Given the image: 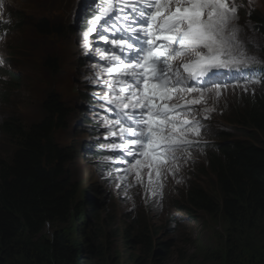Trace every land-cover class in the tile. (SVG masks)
I'll use <instances>...</instances> for the list:
<instances>
[{"label":"rangeland","instance_id":"obj_1","mask_svg":"<svg viewBox=\"0 0 264 264\" xmlns=\"http://www.w3.org/2000/svg\"><path fill=\"white\" fill-rule=\"evenodd\" d=\"M244 1L264 18V0ZM64 2L7 1L5 7L10 13L7 12L3 19L14 18L18 9L25 18L47 15L55 25H60V33L40 34L29 20L25 23L22 21L21 30L5 39L0 38V122L10 117L19 118L27 124L39 120L42 116V100L51 88L70 106L72 111L68 127L56 130L54 139L73 151L65 168L70 180L77 186L74 206L79 205V214L73 208L69 221L59 226L57 231L76 247V264H132L137 249L127 251L122 237L124 229L128 227L144 229L145 233L152 236V240L169 242L167 249L159 255H148L147 264H219L223 257L225 237L221 217H210L203 213L191 216L179 206H186L185 189L192 182L215 193L213 176H203L201 173L207 164V150L220 140L222 130L233 137L247 138L240 129L230 126L227 120L233 121L230 111L245 95L255 94L263 80L247 84V90L244 85L249 80L241 85H231L219 99L213 93L212 98L202 104L214 108L207 129L198 138L204 140V148L193 147L190 159L180 162L179 172L175 175L171 172L166 174L162 195L152 196L150 191H146V175L143 185L137 184L132 176L122 181L117 178L122 175L117 169L127 165L108 160L110 156L115 159L121 154L107 147L114 142L108 137L107 130L94 125L99 112L88 105L85 98L92 84L81 80L83 73L88 70L87 60L80 57V51L74 55L76 51L73 48L79 49V40L75 36L77 25L74 29L63 30L68 21L64 23L62 15L70 14L65 10ZM63 40L66 43L63 44ZM49 57L58 60V70L48 67L46 60ZM9 72L21 77L22 86L18 89L10 84ZM196 118L199 119L197 114ZM199 120L204 125V121ZM255 137L260 140L259 136ZM252 140L255 141V138ZM7 148L8 143L0 130V156L5 155ZM109 172L112 173L111 177ZM177 180L181 182L177 183ZM118 183L121 184L120 188L116 187ZM128 184L132 186L128 187ZM52 231L53 227L45 226L39 238L50 237ZM89 238L93 239L101 254L87 252Z\"/></svg>","mask_w":264,"mask_h":264},{"label":"snow or ice","instance_id":"obj_2","mask_svg":"<svg viewBox=\"0 0 264 264\" xmlns=\"http://www.w3.org/2000/svg\"><path fill=\"white\" fill-rule=\"evenodd\" d=\"M242 6L236 0H101L93 11L81 46L92 51L95 36L110 47L95 48L105 64H94L99 71L86 80L103 84L101 107L111 105L116 113L104 123L108 136L119 141L107 147L121 154L108 160L127 165L117 169L118 179L132 176L143 185L146 175V191L162 195L166 174L175 175L180 162L190 159L203 128L195 106L226 90L217 82L220 70L257 62L239 37Z\"/></svg>","mask_w":264,"mask_h":264},{"label":"trees","instance_id":"obj_3","mask_svg":"<svg viewBox=\"0 0 264 264\" xmlns=\"http://www.w3.org/2000/svg\"><path fill=\"white\" fill-rule=\"evenodd\" d=\"M17 13L15 26L21 29L22 21L30 18ZM255 20L264 35V18L258 14ZM34 26L45 36L60 33V25L47 18L39 17ZM70 28L65 25L63 30ZM46 64L58 70L53 57ZM7 74L16 89L22 86L17 73ZM235 106L230 111L233 121H227L247 138L222 130L220 140L207 150L201 171L213 176L215 193L192 182L185 189L186 206L179 208L191 216L221 217L225 237L219 264H264V83ZM71 111L51 88L42 100L39 120L27 124L10 117L1 123L8 148L0 156V264L77 263L76 247L57 231L69 221L73 208L79 214V205L74 206L77 186L65 168L73 151L54 139L56 130L67 129ZM47 225L54 231L39 238ZM122 237L127 251L137 249L132 264H147L148 255H159L169 245L134 227L124 229ZM86 246L88 253H100L93 239Z\"/></svg>","mask_w":264,"mask_h":264}]
</instances>
